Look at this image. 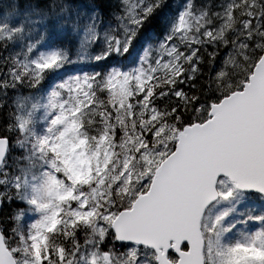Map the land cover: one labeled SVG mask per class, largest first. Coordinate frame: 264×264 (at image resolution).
Wrapping results in <instances>:
<instances>
[{"label": "snow or ice", "instance_id": "1", "mask_svg": "<svg viewBox=\"0 0 264 264\" xmlns=\"http://www.w3.org/2000/svg\"><path fill=\"white\" fill-rule=\"evenodd\" d=\"M0 264H264V0H0Z\"/></svg>", "mask_w": 264, "mask_h": 264}]
</instances>
